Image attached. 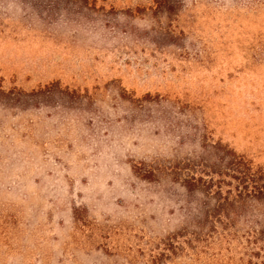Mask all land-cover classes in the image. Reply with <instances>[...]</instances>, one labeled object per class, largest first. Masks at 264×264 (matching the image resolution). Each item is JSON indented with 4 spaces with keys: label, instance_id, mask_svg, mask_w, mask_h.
I'll use <instances>...</instances> for the list:
<instances>
[{
    "label": "rangeland",
    "instance_id": "rangeland-1",
    "mask_svg": "<svg viewBox=\"0 0 264 264\" xmlns=\"http://www.w3.org/2000/svg\"><path fill=\"white\" fill-rule=\"evenodd\" d=\"M0 90V264H264V0H0Z\"/></svg>",
    "mask_w": 264,
    "mask_h": 264
},
{
    "label": "trees",
    "instance_id": "trees-1",
    "mask_svg": "<svg viewBox=\"0 0 264 264\" xmlns=\"http://www.w3.org/2000/svg\"><path fill=\"white\" fill-rule=\"evenodd\" d=\"M46 88L48 86H43V89ZM41 90L42 88L33 90L31 94L36 95ZM0 92L4 93L3 90H0ZM229 166L231 168L229 178L236 183V190L240 188L244 193H249L255 197L264 195V170H254L251 165H247L245 162L237 161L236 159L235 162H230ZM210 185L214 186L212 183ZM261 235H264V233H261ZM259 241L262 242V246L264 247V236L260 237Z\"/></svg>",
    "mask_w": 264,
    "mask_h": 264
}]
</instances>
